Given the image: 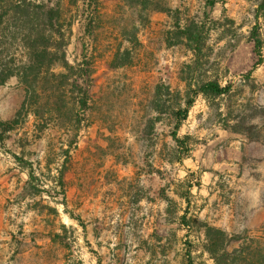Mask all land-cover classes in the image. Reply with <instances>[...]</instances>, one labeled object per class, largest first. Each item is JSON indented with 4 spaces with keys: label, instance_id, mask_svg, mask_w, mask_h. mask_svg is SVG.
Wrapping results in <instances>:
<instances>
[{
    "label": "rangeland",
    "instance_id": "obj_1",
    "mask_svg": "<svg viewBox=\"0 0 264 264\" xmlns=\"http://www.w3.org/2000/svg\"><path fill=\"white\" fill-rule=\"evenodd\" d=\"M84 2L31 0L16 13L14 0H0V15L9 14L0 72L29 65L34 48L51 53L36 69L49 111L43 121L29 114L0 143V264H189V253L213 264L198 259L184 215L264 247V45L247 76L259 62L256 26L264 42L263 0H97L94 36L85 25L94 8ZM193 22L206 31L194 52L175 37ZM118 54L133 63L115 68ZM193 76L194 88L218 80L232 93L196 98L177 132L188 147L181 163L171 113ZM160 86L172 92L166 106ZM83 91L89 110L77 104ZM25 98L17 77L0 86V121ZM63 168L65 194L54 182ZM191 185L188 206L181 194Z\"/></svg>",
    "mask_w": 264,
    "mask_h": 264
},
{
    "label": "trees",
    "instance_id": "obj_2",
    "mask_svg": "<svg viewBox=\"0 0 264 264\" xmlns=\"http://www.w3.org/2000/svg\"><path fill=\"white\" fill-rule=\"evenodd\" d=\"M28 1L31 0H14L17 3L14 12L17 13V10L22 8V6H26ZM86 6L93 7L92 16L86 18V29L90 32V36L95 35V31L99 28L97 26V14L98 10L94 7L96 5L97 0H84ZM30 7V6H28ZM40 8V7H37ZM261 11L264 13V0L262 5L260 6ZM9 14L3 13L0 15V24ZM27 16V15H23ZM3 23V22H2ZM205 28L201 25H194L190 23L186 26H179V29L175 32V37L182 38V42L186 43L188 48L194 52V47L197 50H201L204 44V34ZM252 40L255 43V52L259 57V62L256 63L253 69L247 76H251L253 71L262 64V53L261 50L263 48L264 42L260 36V33L257 31V26L252 31ZM181 44L180 42L170 44V45H177ZM34 48L31 57V62L29 65L24 66L23 68H19L16 70L9 69L0 72V86H4L8 81L14 77L19 78L21 84L25 86L26 91V98L23 101L19 111L17 112L16 116L11 120L0 121V143L4 144L7 134L15 131L16 129L22 127L25 118L34 113L38 120L43 121L45 111H49V102L44 104V100L47 98L45 91L38 90V80L37 78L40 76L37 74L39 69H42L48 56L51 55L48 49L45 51H39ZM54 56L58 55V51H54ZM64 57V55H63ZM61 59L54 60L49 64V66H54L57 64ZM133 63V55L129 54L127 57H123L121 54H118L115 61L114 66L115 68H122L125 66H129ZM64 68L69 71V73H64L62 76L64 78L71 79L72 75L68 76L72 70L75 71V68L70 66L68 63H65ZM87 68H90L89 66ZM190 73L194 74V67L193 65L189 66ZM37 69V72H36ZM90 72V71H89ZM92 73V72H91ZM90 73V74H91ZM67 74V75H66ZM88 75L90 77L91 75ZM80 74L76 73L75 80H79ZM82 78V76H80ZM192 82L189 84V91L187 93L186 101L179 105L178 108H175L171 113V118L175 121V133L174 139L178 144V154L179 157L177 159L178 162H183L188 155H186L185 148L187 144L182 141L177 132L180 130L184 121L187 120L191 109L194 107V103L197 97L203 96L207 101L222 99L227 96H230L232 93V85L228 84L223 86L218 80H210V81H202L199 84H196L195 88L193 85L194 76L191 77ZM157 98L164 102V106H166V101L168 96L172 95L170 88L164 89V87H158L156 91ZM92 102V98L90 97L89 92L81 93V97L78 101V107L83 110H89L91 108L90 104ZM158 110V117L157 121H161L166 114L165 109H163V105L160 104L157 106ZM73 111V110H72ZM188 152V151H187ZM184 153V154H183ZM21 161V159H20ZM22 164H26L25 162L21 161ZM67 172V168L59 169L56 177H54V182L58 187L62 189V194H65L66 188V181H65V174ZM35 177L32 176V181ZM194 186H190L189 189L182 193V198L188 203V206L192 204L191 198L192 189ZM57 188V187H56ZM162 196L168 202H172V200L165 194L164 189L162 190ZM180 223L184 228H187L189 231H193L196 233L198 240L200 241L201 250L198 256V259H202L207 255L209 259L213 262V264H264V247L258 245V243L245 235H239L236 233H229L222 228L213 226L208 222H199L196 219H188L187 216H183ZM189 223H192L190 225ZM194 227V228H193ZM189 264H198L196 263L195 259L193 260L192 254L189 253ZM199 264H206L205 262Z\"/></svg>",
    "mask_w": 264,
    "mask_h": 264
},
{
    "label": "crops",
    "instance_id": "obj_3",
    "mask_svg": "<svg viewBox=\"0 0 264 264\" xmlns=\"http://www.w3.org/2000/svg\"><path fill=\"white\" fill-rule=\"evenodd\" d=\"M1 199H2V197H1V192H0V200H1ZM1 202H2V201H1ZM1 202H0V203H1ZM205 256H207V255H205Z\"/></svg>",
    "mask_w": 264,
    "mask_h": 264
}]
</instances>
